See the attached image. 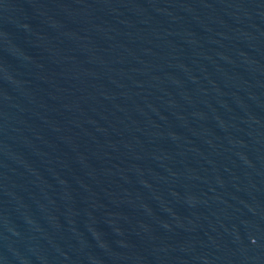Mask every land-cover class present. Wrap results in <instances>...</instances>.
<instances>
[{"label":"water","instance_id":"obj_1","mask_svg":"<svg viewBox=\"0 0 264 264\" xmlns=\"http://www.w3.org/2000/svg\"><path fill=\"white\" fill-rule=\"evenodd\" d=\"M0 264H264V0H0Z\"/></svg>","mask_w":264,"mask_h":264}]
</instances>
